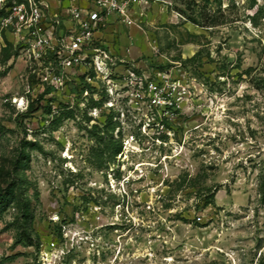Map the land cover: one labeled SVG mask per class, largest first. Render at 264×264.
<instances>
[{"label":"rangeland","instance_id":"obj_1","mask_svg":"<svg viewBox=\"0 0 264 264\" xmlns=\"http://www.w3.org/2000/svg\"><path fill=\"white\" fill-rule=\"evenodd\" d=\"M132 20L100 29L98 74L27 59L0 24V264H264V0ZM107 117L120 151L98 164Z\"/></svg>","mask_w":264,"mask_h":264},{"label":"built area","instance_id":"obj_2","mask_svg":"<svg viewBox=\"0 0 264 264\" xmlns=\"http://www.w3.org/2000/svg\"><path fill=\"white\" fill-rule=\"evenodd\" d=\"M143 1L22 0L7 9L0 24L13 29L27 59L40 61L51 56L59 72L83 70L84 74L91 70L98 74L109 59L100 29L108 21L132 26L135 5ZM51 10L58 15L53 23L48 19Z\"/></svg>","mask_w":264,"mask_h":264},{"label":"trees","instance_id":"obj_3","mask_svg":"<svg viewBox=\"0 0 264 264\" xmlns=\"http://www.w3.org/2000/svg\"><path fill=\"white\" fill-rule=\"evenodd\" d=\"M191 22L194 24H198L196 19H190ZM218 23L214 18L210 19L209 22H207L208 26H216ZM199 56V53H196L191 59L185 61V63H190L196 60ZM83 79V77H80ZM111 119L107 117L106 122L103 124V126L98 127L97 125H94L92 128L95 129V134H93V137L95 139V142L97 144V149L95 150V158L98 162V164H102V162L106 160H114L115 156L119 153L120 151V146L117 143L116 140H114L111 136L108 138V133L110 135L112 134V126H111ZM106 137V138H104ZM107 138L109 140H107ZM194 187L193 185H191ZM7 194H11L12 190L7 191ZM258 194H259V200L261 203H264V179L261 181V183L258 186ZM212 198V195L208 197L205 201V206L210 205L211 201H209ZM6 199H3V197L0 196V204L5 203ZM20 213L22 214L23 217H27V212H28V201H25L24 204L19 207Z\"/></svg>","mask_w":264,"mask_h":264}]
</instances>
